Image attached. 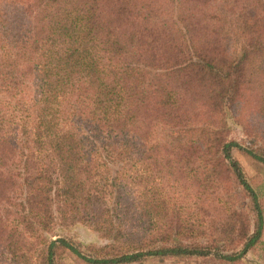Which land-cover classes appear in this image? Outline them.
Returning a JSON list of instances; mask_svg holds the SVG:
<instances>
[{
  "label": "trees",
  "instance_id": "16d2710c",
  "mask_svg": "<svg viewBox=\"0 0 264 264\" xmlns=\"http://www.w3.org/2000/svg\"><path fill=\"white\" fill-rule=\"evenodd\" d=\"M228 116L264 144V0H0V264L240 259ZM77 222L99 253L52 234Z\"/></svg>",
  "mask_w": 264,
  "mask_h": 264
},
{
  "label": "rangeland",
  "instance_id": "374dc122",
  "mask_svg": "<svg viewBox=\"0 0 264 264\" xmlns=\"http://www.w3.org/2000/svg\"><path fill=\"white\" fill-rule=\"evenodd\" d=\"M227 123L229 126L228 138L240 144L241 148H232L231 155L236 159L242 170L249 180L253 189L259 195V201L261 202L264 214V164L255 160L250 156L246 149H252L255 152L264 155V144L261 140L255 139L247 135L241 125L236 123L234 119L230 116L227 118ZM247 202L248 200L245 199ZM243 201L237 202V207H241ZM242 209H245L242 207ZM249 218H252V213L249 212ZM52 234H59V236H65L66 238L79 242L81 244L80 248L85 253H99V249L94 250L90 247L98 248L108 243L107 240L101 238L99 234L86 223L77 222L68 226L67 228L58 227L55 228ZM52 238L58 237L57 235H52ZM241 245L237 247L239 249ZM228 251H233L229 248ZM59 264H85L84 262L77 259L75 256L66 252L62 255ZM133 264H264V231L261 235L260 242L257 243L252 249L248 250L247 253L238 260L235 261H222L215 259H205L202 257H187L184 259H177L175 257H170L166 259H152L146 258L138 263Z\"/></svg>",
  "mask_w": 264,
  "mask_h": 264
}]
</instances>
